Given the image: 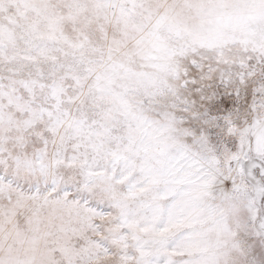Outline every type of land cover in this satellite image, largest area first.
Returning <instances> with one entry per match:
<instances>
[{
    "label": "snow or ice",
    "instance_id": "obj_1",
    "mask_svg": "<svg viewBox=\"0 0 264 264\" xmlns=\"http://www.w3.org/2000/svg\"><path fill=\"white\" fill-rule=\"evenodd\" d=\"M0 264H264V0H0Z\"/></svg>",
    "mask_w": 264,
    "mask_h": 264
}]
</instances>
